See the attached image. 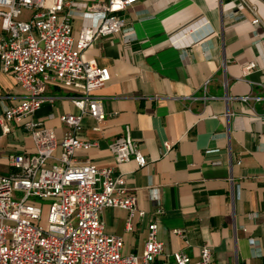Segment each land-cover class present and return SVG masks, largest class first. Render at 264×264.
<instances>
[{
    "label": "crops",
    "instance_id": "obj_1",
    "mask_svg": "<svg viewBox=\"0 0 264 264\" xmlns=\"http://www.w3.org/2000/svg\"><path fill=\"white\" fill-rule=\"evenodd\" d=\"M247 1L256 5L257 24L246 11L245 18L229 14L237 0H136L120 12L121 33L96 37L83 52L110 79L95 91L106 115L101 129H93V117L82 119L81 138L98 146L77 150L76 160L122 175L144 211L131 231L125 209L102 212L103 231L122 236L123 254L142 253L155 221L163 243L156 264L173 261L177 251L196 261L204 245L219 264H264V0ZM81 22L77 14L74 36ZM191 23L197 28L182 34ZM249 62L256 66L245 72ZM25 94L0 68V174L14 170L11 155L34 149L22 126L28 118L3 129V106ZM45 94L52 102L32 119L59 137L66 128L60 114L78 112L71 101L77 92L49 84ZM126 126L148 159L144 167L116 163L108 149Z\"/></svg>",
    "mask_w": 264,
    "mask_h": 264
},
{
    "label": "built area",
    "instance_id": "obj_2",
    "mask_svg": "<svg viewBox=\"0 0 264 264\" xmlns=\"http://www.w3.org/2000/svg\"><path fill=\"white\" fill-rule=\"evenodd\" d=\"M135 1L0 0V68L26 91L19 103L3 106V129L8 131L6 123L12 120L28 118L22 126L34 143L32 152L11 155L14 170L0 174V264H156L162 254L155 221L148 225L140 255L121 252L122 236L103 231V210L125 209L126 231L132 230L134 217H142L144 211L137 209L135 196L126 192L122 175H113L110 167H99L87 158L76 160L77 150L98 146L97 141L81 138L82 119L93 117V129H101L106 115L95 91L110 79L109 70L85 60L83 52L96 37L121 33L125 19L120 12ZM244 11L251 15V23L260 22L256 5L247 0H237L229 14L245 18ZM77 14L82 22L74 36L72 21ZM197 26L191 23L181 33ZM255 66L249 62L244 70ZM49 84L77 92L71 101L78 112L60 114L66 128L59 137L32 119L45 102L53 100L45 94ZM163 146L170 148L166 142ZM56 148L60 149L57 156ZM108 149L116 163L133 159L144 167L148 162L128 126ZM35 198L50 201L47 227L39 224L41 207ZM173 233L183 236V229ZM162 264L219 263L204 245L196 261L177 251L173 261Z\"/></svg>",
    "mask_w": 264,
    "mask_h": 264
},
{
    "label": "rangeland",
    "instance_id": "obj_3",
    "mask_svg": "<svg viewBox=\"0 0 264 264\" xmlns=\"http://www.w3.org/2000/svg\"><path fill=\"white\" fill-rule=\"evenodd\" d=\"M17 195H21L20 192H17ZM41 207V216L39 220V224L42 225L43 227H47V215L49 211V206H50V201L49 200H44L41 198H35L34 199Z\"/></svg>",
    "mask_w": 264,
    "mask_h": 264
}]
</instances>
